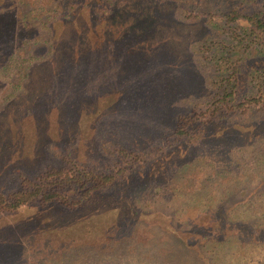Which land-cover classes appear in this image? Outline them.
<instances>
[{"label": "trees", "instance_id": "1", "mask_svg": "<svg viewBox=\"0 0 264 264\" xmlns=\"http://www.w3.org/2000/svg\"><path fill=\"white\" fill-rule=\"evenodd\" d=\"M11 1L0 0V95L4 94V105H15V111L25 109L26 115H30L32 108L60 95V103L64 102L60 105L62 111L72 109L66 106V96L72 95V89L84 86L79 68L85 67L90 53L101 48L103 31L111 28L103 26L104 20V24H100V19L91 26L81 24L80 20L75 22L80 3L67 1L58 11L38 0L32 3L24 0L26 4L21 1L23 12L19 15L20 10L12 12ZM112 1L120 7L128 2ZM149 1L153 10L158 7L157 12L161 11L157 2L168 5V0ZM254 7L255 10L248 7L223 10L204 2L194 9L197 17L213 18L219 14L229 23H240L250 45L257 44L264 52V1ZM89 8V18L101 15L100 9ZM36 10L39 17L34 15ZM36 22L39 30H34ZM56 24H64L59 37L53 27ZM97 26L101 29H96ZM42 30L46 35L37 36ZM89 32L93 34L92 43L88 41ZM257 73L255 94L243 97L232 91L229 100L224 97L226 105L179 116L180 123L172 127L176 138L184 141L179 159L199 153L202 161L196 167L201 171L210 170L207 176L210 180L219 177L217 181L228 186L218 193L214 205L203 203L193 216L183 220L186 227L179 226L183 222L174 223L178 220L172 215L160 212L157 217L160 223H151L161 238L158 249L152 244L142 246L143 252L140 251L134 264H264V191L260 190L264 183V65ZM6 79L13 81L12 87L2 93ZM98 100L99 97L90 101L86 110L79 103L77 120L82 115L91 116L96 124L100 118L114 112L118 104L116 99L99 108L101 99ZM56 122L60 135V117H56ZM115 153L127 165L115 172L98 173L87 169L66 152V156L72 157L69 165L32 179L24 177L18 190L7 195L0 193V264H27L30 259L46 255L48 264H100L96 263L98 257L105 259L101 264L124 263L125 245L104 241L109 232L116 229L118 221L136 225L142 214L141 198L137 194L153 190L151 182L157 177H139L141 180L134 185L128 179L126 186L115 193L112 189L117 180L124 182L127 177L133 178L131 168L147 159L141 153L124 148L114 149ZM231 153H235L234 156ZM204 174L205 171L197 177H205ZM163 175L158 173L159 178ZM255 180L257 186L244 193V186ZM233 188L237 190L236 199L226 203L227 193L235 191ZM198 195L211 198L212 192L200 188ZM249 198L253 206L245 207ZM83 252L92 256H82ZM148 252L151 255L145 256ZM39 259L44 262L43 257Z\"/></svg>", "mask_w": 264, "mask_h": 264}, {"label": "rangeland", "instance_id": "2", "mask_svg": "<svg viewBox=\"0 0 264 264\" xmlns=\"http://www.w3.org/2000/svg\"><path fill=\"white\" fill-rule=\"evenodd\" d=\"M21 1L24 0L10 2L12 12L20 10L21 15ZM33 1L28 0L29 3ZM39 1L58 11L67 1L80 3L75 22L80 20L81 24L91 26L100 19V24L103 25L104 20L103 26L111 29L103 31L105 37L101 48L90 53L85 67L79 68L84 86L72 89V95L66 96V106H72V109L62 111L60 105L64 102L60 103L62 96L59 95L40 102L42 106L32 108L31 114L26 115L25 109L15 111V105H4V94L0 95V129L6 130L0 132V193L7 195L18 190L24 177L32 179L69 165L72 157L66 156V152H70L77 163L98 173L115 172L127 166L122 157L114 154L116 148L141 153L146 161L131 168L133 178L127 177L124 182L118 179L112 191L118 193L128 179L132 185L138 184L139 177L145 179L146 175L157 177L151 182L153 190L137 194L141 198L142 214L136 225L123 224L120 220L104 241L125 245L126 254L130 256L123 255L125 262L122 264H134L142 246L152 244L158 249L161 238L152 227L159 222L160 212L172 215L178 220L174 223H181L193 216L203 203L214 205L218 193L228 186L217 181L219 177L210 180L207 177L210 170H203L205 177H197L203 172L196 167L202 161L199 153L194 152L185 160L179 159L184 141L172 133V127L180 123L179 116L226 105L224 97L229 100L232 91L243 97L255 94L258 87L254 78L264 65L262 48L257 44L250 45L243 25L229 23L219 14L213 18L197 17L194 6L207 2L217 9L248 7L255 10L254 5L264 0H168V5L156 3L161 6L160 12H157V6L153 10L154 6L148 0H140V3L128 0L121 7L112 0ZM87 5L100 9L101 15L89 18ZM34 15L39 17L37 10ZM37 25L38 22L34 30H39ZM63 26H53L57 37ZM96 29L101 28L97 26ZM36 35L44 37L46 33L42 30ZM90 40L94 42L92 32L88 33ZM4 82L2 93L10 90L13 81L6 79ZM81 97L85 98L84 102L79 101ZM97 97L101 99L98 100L99 108L117 99L114 112L100 118L96 124L91 116L82 115L78 121L79 103L86 110L90 101ZM48 114L50 122L47 124ZM57 116L61 120L60 135ZM164 170L167 173H163ZM160 172L165 174L163 178H159ZM256 184V180L248 183L244 193ZM200 188L211 191L212 197L196 196ZM233 190L227 193L226 203L235 201L237 190ZM260 190L264 191V183ZM247 202L245 207L250 205V198ZM185 225L183 222L179 226ZM134 247L137 248L132 251ZM150 255L148 252L145 256ZM82 256L92 254L83 252ZM39 257H43L44 262ZM39 257L28 260L27 264H48V255ZM103 260V257L95 259L100 264Z\"/></svg>", "mask_w": 264, "mask_h": 264}]
</instances>
